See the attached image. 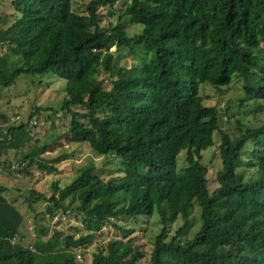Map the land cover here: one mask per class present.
Segmentation results:
<instances>
[{
    "label": "trees",
    "instance_id": "obj_1",
    "mask_svg": "<svg viewBox=\"0 0 264 264\" xmlns=\"http://www.w3.org/2000/svg\"><path fill=\"white\" fill-rule=\"evenodd\" d=\"M117 1L89 0L80 14L71 0H10L9 15L0 13V86L21 74L64 79L60 110L70 118L65 140L118 162L113 176H100L89 161L62 187L51 184L55 194L28 192L30 211L33 202H44L35 214L40 220L70 210L80 214L86 233L75 238L48 234L40 224L23 244V217L0 185V264H80L73 249L105 223L153 212L161 227L145 263L132 230L114 224L120 237L97 247L89 264H264V0H124L123 9L112 13ZM99 5L113 18L104 27ZM130 24L139 25L131 36ZM125 56L129 66L119 63ZM102 73H108V87ZM233 75L242 81L243 96L233 100L234 126L219 130L229 107L205 105L198 86L225 85ZM249 102L262 114L243 120ZM38 112L18 123L0 113L2 171H57L60 157H39L50 143L30 144L35 122L29 120ZM215 131L220 167L209 190L202 151L213 144ZM181 150L186 165L176 170ZM10 151L15 165L4 158ZM243 167L253 168L249 176ZM194 203L200 225L182 238L192 226ZM178 218L181 224L168 234Z\"/></svg>",
    "mask_w": 264,
    "mask_h": 264
},
{
    "label": "rangeland",
    "instance_id": "obj_2",
    "mask_svg": "<svg viewBox=\"0 0 264 264\" xmlns=\"http://www.w3.org/2000/svg\"><path fill=\"white\" fill-rule=\"evenodd\" d=\"M10 0H0V13L9 15L10 13ZM89 0H71L70 7L74 12L84 14L86 13V4ZM124 0H118L109 9L115 13L122 10L124 7ZM99 13V25L104 27L107 21H112L111 14L106 12L105 6H98ZM114 13V15H115ZM139 30L138 24H130L126 28L127 35L131 36L133 33ZM5 49L4 46L0 48V52ZM109 51L115 53V47L109 48ZM131 58L125 56L120 60V64L130 65ZM102 79L103 87L109 86L108 73H102L100 75ZM64 79L59 78L51 73L35 74V75H19L12 84L1 87L0 86V113H4L9 120V117L17 115L18 122H24L27 119L30 111L35 108H39L40 112L37 115H33L29 120V125L32 121H35L33 127L30 126L32 141L30 144H42L44 142L50 143L47 150L39 154L40 159L49 160L60 157L61 160L56 162L55 166L57 171L55 173L44 174L35 168H31V172L28 175H18L16 173H10L1 169L0 167V185L6 187L4 192L5 196L13 200L17 210L21 213L23 220L19 227V230L23 232L24 238L23 244H28L37 235V227L40 224L46 226L48 234H51L53 230L59 231L58 237L62 238L65 235L77 237L78 235L85 234L84 220L81 215L71 211L66 215L64 219L53 217L48 218L45 215L44 220H40L36 213H41L44 209V202L37 201L32 203L33 210L30 211L26 206V197L28 192L33 189L34 191L49 196L55 191L52 190L51 184H55L57 187H62L68 183L74 176L75 170L92 161L96 167V171L100 176H113L116 174V168L118 162L111 156H98L92 153L85 144H71L64 138V131L69 123V116H66L60 110V104L64 98ZM242 81L237 76L233 75L230 82L218 87L210 86L207 83H201L198 86V94L202 98V102L205 105H213L217 108L229 107L227 117H223L219 120V130H228L230 125L234 126L235 116L231 113L233 111V100L239 99L243 96ZM257 102L258 100H252ZM263 101V100H262ZM264 104V101L261 103ZM248 110L247 116L243 118L245 120L253 119L252 117H260L262 109L258 107V104H252L251 102L245 104L244 109ZM238 120L241 121L238 116ZM247 119V120H248ZM246 120V121H247ZM4 128H1V131ZM218 131L213 132L212 140L213 144L202 151V161L207 168V186L211 190L215 186L214 172L220 167V160L216 149L218 143ZM14 154H16L14 152ZM67 154L68 157L62 159L61 155ZM17 155H13L12 152L4 157L11 164L15 165ZM186 165L184 161V151H179L176 156V170ZM248 169V170H247ZM253 168H244L242 173L249 176L250 171ZM246 178V177H245ZM59 212H57L58 214ZM60 214V213H59ZM190 217L192 220V226L188 230L187 234L182 238H189L199 227L198 219V206L194 203V207L191 211ZM122 227L124 229H131L132 233L129 236H134V242L141 245L142 258L141 262L145 263L148 259L149 252L151 250V243L154 236L160 230L159 219L155 212L149 217H137L135 220H122L119 218L115 221H109L105 223L92 237L91 241L80 248H74L79 250L78 252L83 256V260L88 262L91 259V253L94 252L97 247L102 245L107 239L120 237V230L115 226ZM181 224V220L178 218L175 222L170 223L168 227V234H172L174 229Z\"/></svg>",
    "mask_w": 264,
    "mask_h": 264
},
{
    "label": "built area",
    "instance_id": "obj_3",
    "mask_svg": "<svg viewBox=\"0 0 264 264\" xmlns=\"http://www.w3.org/2000/svg\"><path fill=\"white\" fill-rule=\"evenodd\" d=\"M19 119V117L17 116V115H15V116H11V117H9V122H17V120ZM35 121H32L31 123H34ZM53 218H54V220H56L57 218H58V215L57 214H55V215H53L52 216ZM66 217V215L65 214H62L61 215V218L62 219H64ZM79 250H75V252H74V257H75V260L78 262V263H80V264H89V261L88 262H86V261H84L83 260V256L78 252Z\"/></svg>",
    "mask_w": 264,
    "mask_h": 264
}]
</instances>
